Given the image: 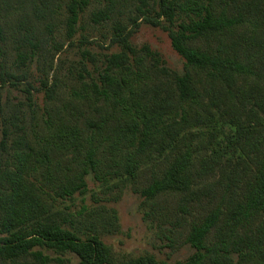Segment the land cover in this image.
<instances>
[{"label":"trees","instance_id":"obj_1","mask_svg":"<svg viewBox=\"0 0 264 264\" xmlns=\"http://www.w3.org/2000/svg\"><path fill=\"white\" fill-rule=\"evenodd\" d=\"M37 1L0 0V86L26 77L7 64L12 53L23 69L46 56L56 4ZM64 1L72 37L93 0ZM107 1L95 21L135 6L131 27L114 29L121 50L93 66L95 76L83 64L60 105L56 84L42 82V133L23 110L6 118L0 105V264H72L68 254L111 264L97 228L83 231L58 206L85 195L88 176L108 191L131 187L143 218L172 235L169 247L195 250L173 264H264V0ZM26 9L43 30L24 29ZM142 23L168 34L182 74L133 46ZM220 128L229 129L222 139ZM198 129H208L202 144L192 140ZM121 264L169 263L146 255Z\"/></svg>","mask_w":264,"mask_h":264},{"label":"rangeland","instance_id":"obj_2","mask_svg":"<svg viewBox=\"0 0 264 264\" xmlns=\"http://www.w3.org/2000/svg\"><path fill=\"white\" fill-rule=\"evenodd\" d=\"M53 1L56 4V13L53 17L55 25L52 35L45 36L47 38L44 44L46 56L38 55L33 61L27 62L26 68L23 69L15 64L16 56L12 53L7 64L13 73L26 75V77L23 81L16 83L18 85L12 86L9 83L0 86V105L4 109L3 117L20 116L22 113L20 114L19 110H23V114H26L29 119L27 125L30 130L31 126H36V130L40 133L43 131V110L47 104L42 82L48 78L50 84L55 83L57 86L56 103L60 105L65 102L75 86L83 64L87 65L89 72L95 76L93 66L101 69L100 60L105 55L120 52L121 48L112 44L115 26L121 24L128 28L131 27L129 18L135 9V6L131 5H126L121 9L116 8L114 13H110L109 19L97 22L95 15L107 8L108 1L93 0L81 15L74 35L69 37L65 1ZM149 1L152 2V0ZM37 4L42 7L41 0H38ZM137 4L139 1H135V5ZM44 11L50 12V7ZM25 12L27 16L29 15V21L24 24V29H31L35 25L43 30L39 23L42 19H37L31 14V9H26ZM49 20L52 21V19ZM131 43L138 49L149 46L153 52L160 55L167 67L180 74L183 73L184 60L174 51L168 34L160 28L142 23L133 34ZM26 90L31 93L29 94ZM30 99H33L32 102ZM33 111L34 118L31 119ZM0 117L3 119L2 116ZM220 129L218 139H222L225 133H229V129ZM207 130L194 131L197 132V136L192 138L195 144H202V140L209 138ZM203 131L205 134L201 135ZM87 183L89 191L85 195L77 194L73 199L60 201L58 206L60 210L66 208V211L71 212L76 225L83 231H91V225L97 228L101 239L111 249V264H121L123 261L146 255L154 256L159 262L173 264L184 262L194 254L195 250L189 245H179L181 240H177V246L169 247L166 235H172L166 231L167 228L162 232L156 223L143 218V211L140 208L142 198L135 194L131 187H114L108 191L95 182L92 176L87 177ZM84 207L87 211L81 214ZM112 216H114L113 219ZM45 253L52 257L57 256L55 253L47 251ZM61 257L70 259L72 264H78V259L72 254Z\"/></svg>","mask_w":264,"mask_h":264}]
</instances>
